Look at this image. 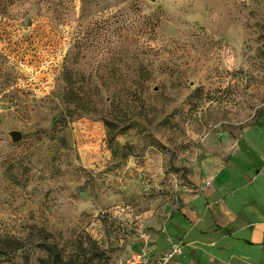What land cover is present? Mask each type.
<instances>
[{
  "label": "rangeland",
  "instance_id": "1",
  "mask_svg": "<svg viewBox=\"0 0 264 264\" xmlns=\"http://www.w3.org/2000/svg\"><path fill=\"white\" fill-rule=\"evenodd\" d=\"M263 108L264 0H0V264H116Z\"/></svg>",
  "mask_w": 264,
  "mask_h": 264
},
{
  "label": "crops",
  "instance_id": "2",
  "mask_svg": "<svg viewBox=\"0 0 264 264\" xmlns=\"http://www.w3.org/2000/svg\"><path fill=\"white\" fill-rule=\"evenodd\" d=\"M218 143L187 168L168 218L135 238L130 254L152 258L178 243L172 264H264V108Z\"/></svg>",
  "mask_w": 264,
  "mask_h": 264
},
{
  "label": "built area",
  "instance_id": "3",
  "mask_svg": "<svg viewBox=\"0 0 264 264\" xmlns=\"http://www.w3.org/2000/svg\"><path fill=\"white\" fill-rule=\"evenodd\" d=\"M182 247L178 243H173L171 248L152 258L146 251L135 252L119 260L116 264H172L176 257L182 255Z\"/></svg>",
  "mask_w": 264,
  "mask_h": 264
},
{
  "label": "water",
  "instance_id": "4",
  "mask_svg": "<svg viewBox=\"0 0 264 264\" xmlns=\"http://www.w3.org/2000/svg\"><path fill=\"white\" fill-rule=\"evenodd\" d=\"M9 136L13 143H18L23 138V134L20 131H10Z\"/></svg>",
  "mask_w": 264,
  "mask_h": 264
}]
</instances>
